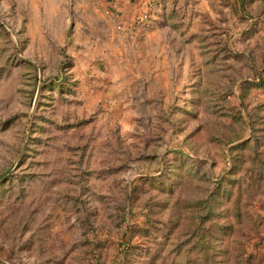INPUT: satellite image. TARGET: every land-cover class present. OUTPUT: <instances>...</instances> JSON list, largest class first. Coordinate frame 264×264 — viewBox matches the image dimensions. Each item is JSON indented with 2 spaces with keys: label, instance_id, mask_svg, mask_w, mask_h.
<instances>
[{
  "label": "rangeland",
  "instance_id": "1",
  "mask_svg": "<svg viewBox=\"0 0 264 264\" xmlns=\"http://www.w3.org/2000/svg\"><path fill=\"white\" fill-rule=\"evenodd\" d=\"M0 264H264V0H0Z\"/></svg>",
  "mask_w": 264,
  "mask_h": 264
}]
</instances>
